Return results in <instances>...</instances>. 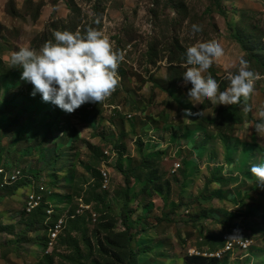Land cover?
<instances>
[{
	"label": "rangeland",
	"instance_id": "1",
	"mask_svg": "<svg viewBox=\"0 0 264 264\" xmlns=\"http://www.w3.org/2000/svg\"><path fill=\"white\" fill-rule=\"evenodd\" d=\"M90 26L123 53L119 84L104 102L67 113L32 94L11 54ZM211 40L225 54L204 75L220 91L241 57L259 75L251 112L243 100L188 97L186 49ZM261 106L264 0H0V168L21 171L15 184L0 182V264H47L46 251L51 264H184L235 229L248 246L219 264H264V188L250 172L264 163V134L252 128ZM186 109L203 114L185 118ZM101 170L106 183L95 177ZM32 190L43 212H26ZM59 217L65 224L49 247Z\"/></svg>",
	"mask_w": 264,
	"mask_h": 264
},
{
	"label": "clouds",
	"instance_id": "2",
	"mask_svg": "<svg viewBox=\"0 0 264 264\" xmlns=\"http://www.w3.org/2000/svg\"><path fill=\"white\" fill-rule=\"evenodd\" d=\"M201 31V26L192 25L193 33ZM54 37L55 43L46 42L39 52L21 46L11 54L12 65L22 68L21 79L33 85L32 94L40 93L44 102H51L67 113H73L85 103L100 104L108 99L119 84L117 69L124 59L123 53L114 49L107 35L91 26L83 35L80 31L65 30L56 31ZM224 54V48L216 40L188 47L189 67L183 75V85L191 83L187 95L195 101L193 105L201 104L203 99L225 106L240 104L243 100L242 111L247 114L252 111L248 101L259 75L249 70L243 57L238 62V73L228 75L230 83L224 91L219 90L211 75H204ZM202 114V111L184 110L185 118ZM258 119L252 128L260 137L264 134V106L258 110ZM250 172L257 179V186L264 188V163L253 164ZM243 239L239 229L227 237L228 241L235 242Z\"/></svg>",
	"mask_w": 264,
	"mask_h": 264
},
{
	"label": "built area",
	"instance_id": "3",
	"mask_svg": "<svg viewBox=\"0 0 264 264\" xmlns=\"http://www.w3.org/2000/svg\"><path fill=\"white\" fill-rule=\"evenodd\" d=\"M104 153L105 154L103 157L107 158L108 152L105 151ZM180 167H181V164L176 163L174 171H177ZM100 174H101L103 181L106 183L108 181L107 173L105 171L101 170ZM0 178L2 179L3 186H11V185L15 184L21 178V171L17 170V169H12L11 171H6L5 169L0 168ZM32 179L33 178L29 177V180H32ZM103 187L105 188L106 185L104 184ZM40 191L41 192L44 191L42 186H40ZM41 204H43L41 194L39 192H36L33 190L30 191L28 193V195L26 197V201H25L26 212H33L34 210L39 208L41 206ZM52 213H53V210L51 208L46 210L47 219L51 218ZM64 224H65L64 219L62 217H59L56 220H54L52 225L49 226V228H48V238L50 241L49 247H51L53 242H55L56 239L58 238V235L62 231ZM227 237H228L227 235L224 236L225 242H224L223 246H221L218 249H215L212 252H203V254L209 255V256H216L218 258H223L225 255L228 254L229 251H232L235 247L243 248V247L248 246V242H247L246 238H244L240 242H235V241H228Z\"/></svg>",
	"mask_w": 264,
	"mask_h": 264
},
{
	"label": "trees",
	"instance_id": "4",
	"mask_svg": "<svg viewBox=\"0 0 264 264\" xmlns=\"http://www.w3.org/2000/svg\"><path fill=\"white\" fill-rule=\"evenodd\" d=\"M218 1V0H216ZM234 39H237L236 37H234ZM243 41L241 39H239V43H242ZM243 44V43H242ZM241 44V45H242ZM235 106V105H234ZM234 106H232L230 109H233ZM140 169V167H136V168H133L132 170L129 171V173L127 174V180L130 181V177L132 175H134V173ZM100 174V171L99 172H95V177L96 175H99ZM101 175V174H100ZM99 175V178L101 179ZM2 181V179L0 178V182ZM148 189V184L144 186V190H147ZM42 207H44L43 205L39 208H37L36 210H34L33 212H37V211H42L43 212V209ZM46 212V209L44 210V213ZM47 216V215H46ZM127 240L128 242L130 243L131 240H132V237H127ZM225 242V239L224 237H221V244H220V247L223 246ZM135 255V260L138 258V255L137 254H134ZM43 258H44V261L47 263V264H51L52 263V257H51V254H49L48 252H45L44 255H43ZM184 264H219V258L216 257V256H209V255H205L203 254V252L201 253H190V254H187L186 257H185V261H184Z\"/></svg>",
	"mask_w": 264,
	"mask_h": 264
}]
</instances>
